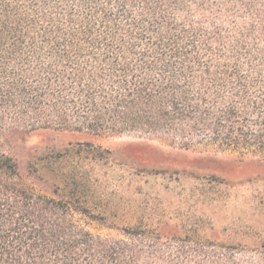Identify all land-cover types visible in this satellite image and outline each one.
Wrapping results in <instances>:
<instances>
[{
    "label": "trees",
    "instance_id": "obj_1",
    "mask_svg": "<svg viewBox=\"0 0 264 264\" xmlns=\"http://www.w3.org/2000/svg\"><path fill=\"white\" fill-rule=\"evenodd\" d=\"M46 128L264 160V0H0V264H218L143 225L96 235L67 200L25 185L5 147ZM80 145L78 155L112 154Z\"/></svg>",
    "mask_w": 264,
    "mask_h": 264
},
{
    "label": "rangeland",
    "instance_id": "obj_2",
    "mask_svg": "<svg viewBox=\"0 0 264 264\" xmlns=\"http://www.w3.org/2000/svg\"><path fill=\"white\" fill-rule=\"evenodd\" d=\"M86 141L110 149V158L76 154ZM66 148L72 153L50 167ZM5 149L18 162L25 185L67 200L76 222L96 235L128 238L125 226L143 225L173 239H164L173 246L189 243L193 256L202 259L215 255L218 264H264L259 156L213 144L186 147L149 133L52 128L13 134ZM67 173L76 182L65 180Z\"/></svg>",
    "mask_w": 264,
    "mask_h": 264
}]
</instances>
